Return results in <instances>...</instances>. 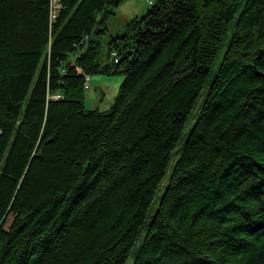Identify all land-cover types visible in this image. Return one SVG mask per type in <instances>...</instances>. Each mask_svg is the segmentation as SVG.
<instances>
[{"label":"trees","instance_id":"1","mask_svg":"<svg viewBox=\"0 0 264 264\" xmlns=\"http://www.w3.org/2000/svg\"><path fill=\"white\" fill-rule=\"evenodd\" d=\"M123 1L0 0V264H264V0L150 1L103 64Z\"/></svg>","mask_w":264,"mask_h":264},{"label":"rangeland","instance_id":"2","mask_svg":"<svg viewBox=\"0 0 264 264\" xmlns=\"http://www.w3.org/2000/svg\"><path fill=\"white\" fill-rule=\"evenodd\" d=\"M148 1L155 0H124L121 4L113 10V14L106 19L105 28L106 31L100 36V49H99V60L101 63H109L110 60L107 59L108 51V42L111 38L120 36L125 28V25L135 18H140L146 14L151 5ZM57 8L53 4V13ZM229 36L223 41L220 51L217 54L215 64L213 65L211 72L209 74L206 86L209 85L210 81L213 79V76L216 71L217 64L219 63L224 50L227 47ZM122 82V78L119 76H103V75H94L88 78L87 82L85 80V91L84 97V107L87 110L98 109L99 111L107 110L113 103L115 96L117 95L119 85ZM206 88L202 90L204 92ZM198 112L197 107L188 121L185 132L188 130V127L192 125L196 119V113ZM160 193H157L153 198L149 209L148 215L152 216L155 211ZM146 221H149L147 218ZM127 264H131L129 261Z\"/></svg>","mask_w":264,"mask_h":264},{"label":"built area","instance_id":"3","mask_svg":"<svg viewBox=\"0 0 264 264\" xmlns=\"http://www.w3.org/2000/svg\"><path fill=\"white\" fill-rule=\"evenodd\" d=\"M148 3L150 4L151 2H150V1H148ZM55 7L57 8V6H56V5H55ZM85 80H86V82H87L88 78L86 77V79H85ZM84 87H85V85H84ZM85 89H87V86L85 87ZM55 98H56V99H58V98H59V96H56Z\"/></svg>","mask_w":264,"mask_h":264}]
</instances>
